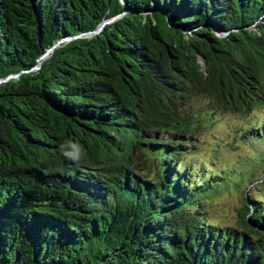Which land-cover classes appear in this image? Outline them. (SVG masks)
Segmentation results:
<instances>
[{"label": "trees", "instance_id": "1", "mask_svg": "<svg viewBox=\"0 0 264 264\" xmlns=\"http://www.w3.org/2000/svg\"><path fill=\"white\" fill-rule=\"evenodd\" d=\"M11 75L0 264H264V176L250 174L234 225L212 222L232 179L193 170L190 111L264 104V0H0Z\"/></svg>", "mask_w": 264, "mask_h": 264}, {"label": "rangeland", "instance_id": "2", "mask_svg": "<svg viewBox=\"0 0 264 264\" xmlns=\"http://www.w3.org/2000/svg\"><path fill=\"white\" fill-rule=\"evenodd\" d=\"M190 111L201 123L197 130L198 151L191 157L193 170L199 174L204 170L203 176L217 170L229 173L232 179L229 191H223L207 206L210 219L220 226L234 225V212L240 208L244 187L253 179L250 174L264 176V164L259 161L264 154V104L246 115L220 113L210 111L208 100L201 97L191 104ZM236 175L240 177L235 178ZM236 180L241 186L236 185ZM262 193L256 192L255 196Z\"/></svg>", "mask_w": 264, "mask_h": 264}, {"label": "water", "instance_id": "3", "mask_svg": "<svg viewBox=\"0 0 264 264\" xmlns=\"http://www.w3.org/2000/svg\"><path fill=\"white\" fill-rule=\"evenodd\" d=\"M111 22V20H109V21H106V22H104V23H102L98 28H97V30L95 31V32H93V33H91V34H85V35H83V36H81V37H89V36H92V35H94V34H97V33H99L102 29H103V27L106 25V24H108V23H110ZM217 36H219V37H223L222 35H220V34H217ZM69 39H61V40H59L51 49H49V50H47L42 56H40L38 59H37V65H36V67L34 68V70H37V69H39L40 67H41V64H42V61L44 60V59H46L48 56H49V54L52 52V50L54 49V48H56L59 44H61L63 41H68ZM201 60V59H200ZM199 60V61H200ZM18 77V75H11V76H8L6 79H4V80H0V83L1 82H5V81H7V80H9V79H12V78H17Z\"/></svg>", "mask_w": 264, "mask_h": 264}, {"label": "clouds", "instance_id": "4", "mask_svg": "<svg viewBox=\"0 0 264 264\" xmlns=\"http://www.w3.org/2000/svg\"><path fill=\"white\" fill-rule=\"evenodd\" d=\"M65 155H69V156H71L70 153H65ZM73 158H75V159H79L80 157H79V156H76V157H73Z\"/></svg>", "mask_w": 264, "mask_h": 264}]
</instances>
